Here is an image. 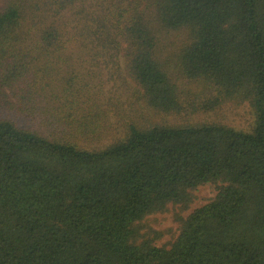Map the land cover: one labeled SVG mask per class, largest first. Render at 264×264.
I'll list each match as a JSON object with an SVG mask.
<instances>
[{
  "label": "trees",
  "instance_id": "obj_1",
  "mask_svg": "<svg viewBox=\"0 0 264 264\" xmlns=\"http://www.w3.org/2000/svg\"><path fill=\"white\" fill-rule=\"evenodd\" d=\"M0 264H264V0H1Z\"/></svg>",
  "mask_w": 264,
  "mask_h": 264
},
{
  "label": "rangeland",
  "instance_id": "obj_2",
  "mask_svg": "<svg viewBox=\"0 0 264 264\" xmlns=\"http://www.w3.org/2000/svg\"><path fill=\"white\" fill-rule=\"evenodd\" d=\"M174 35L175 36L168 43V48L173 49L176 46H181L186 39L184 33ZM167 55L168 54H164V56ZM84 64L86 65V63ZM104 74L106 75L107 72ZM130 85L132 84L129 81V86ZM132 86H130V88H132ZM190 121L221 123L238 130L250 131L255 122V117L248 105H235L229 103L215 112L201 114L196 117L193 116L190 118ZM193 195V203L187 210L170 206L165 214L147 217L140 225L141 233H148L149 237L155 240L156 245L169 247L170 244L177 239L182 221L186 220L196 210L210 203L217 195V188L214 185L202 186L199 187Z\"/></svg>",
  "mask_w": 264,
  "mask_h": 264
}]
</instances>
